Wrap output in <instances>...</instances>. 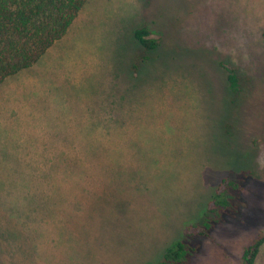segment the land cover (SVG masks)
I'll list each match as a JSON object with an SVG mask.
<instances>
[{"label": "rangeland", "instance_id": "obj_1", "mask_svg": "<svg viewBox=\"0 0 264 264\" xmlns=\"http://www.w3.org/2000/svg\"><path fill=\"white\" fill-rule=\"evenodd\" d=\"M34 63L0 83V264H153L223 176L242 189L186 264L239 263L264 228V0H85Z\"/></svg>", "mask_w": 264, "mask_h": 264}, {"label": "trees", "instance_id": "obj_2", "mask_svg": "<svg viewBox=\"0 0 264 264\" xmlns=\"http://www.w3.org/2000/svg\"><path fill=\"white\" fill-rule=\"evenodd\" d=\"M85 0H0V83L5 77L30 66L60 38ZM134 39L145 49L156 48L146 27L135 28ZM229 87L237 88V76L226 69ZM242 189L240 180L221 177L197 221L184 227L183 236L167 244L153 264H186L197 251L195 237H209L213 227L229 212ZM264 243V228L243 246L238 264H253Z\"/></svg>", "mask_w": 264, "mask_h": 264}, {"label": "crops", "instance_id": "obj_3", "mask_svg": "<svg viewBox=\"0 0 264 264\" xmlns=\"http://www.w3.org/2000/svg\"><path fill=\"white\" fill-rule=\"evenodd\" d=\"M34 64L32 65V67L30 66L29 68H23V69L19 70L18 72L13 74L10 78L15 77L14 79H16V77L18 78V77H22L24 75L26 81H28V79L32 78V77H30L31 76L30 73H32L35 70V68H34L35 65ZM6 82H8V80Z\"/></svg>", "mask_w": 264, "mask_h": 264}]
</instances>
